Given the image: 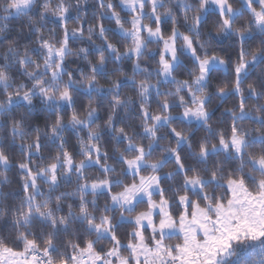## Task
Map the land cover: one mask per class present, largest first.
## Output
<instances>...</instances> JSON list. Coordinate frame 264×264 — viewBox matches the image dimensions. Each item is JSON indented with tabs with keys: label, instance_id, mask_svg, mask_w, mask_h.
<instances>
[{
	"label": "snow or ice",
	"instance_id": "6c2138e0",
	"mask_svg": "<svg viewBox=\"0 0 264 264\" xmlns=\"http://www.w3.org/2000/svg\"><path fill=\"white\" fill-rule=\"evenodd\" d=\"M120 2L136 17L149 3L153 14L157 10L156 0ZM97 6L103 8V0ZM185 7L199 9L194 16L197 35L213 22L230 33L225 42L215 43L212 37V48L202 50L192 35H178L167 25L157 28L160 17L145 25L122 10L99 24L101 32L106 26L131 29L134 46L124 51L128 59L121 65L134 62L125 78L144 74L135 85L112 81L115 104L124 102L118 93L126 89L134 88L142 99L130 121L116 128L122 147L114 161L103 143L107 137L97 139L90 130L92 113L86 123L75 108L54 111L53 101L74 104L79 93L73 95L71 84L60 90L56 83L63 75L66 47L54 50L52 41L40 40L50 61L49 83L38 87L49 105L43 130L55 143L13 129L12 136L22 141L34 135L31 146L21 144L25 159L11 158L9 153L18 150L7 142L0 147L5 179L19 176L22 181L20 197L0 203V264H264V0H244L240 16L233 0H191ZM32 9L33 0H9L6 11L27 16ZM55 11L61 23L53 32L70 45L71 7ZM204 12L207 20L201 18ZM87 30L81 22L80 34ZM146 36L155 42V56L149 55L153 49ZM105 43L120 60V46L107 36ZM152 64L154 72L149 71ZM121 65L113 63L109 71H123ZM100 79L110 86V77ZM214 83L218 95L209 101L201 93ZM94 86L95 78L88 84ZM220 97L226 98L219 114L210 115L209 105ZM18 98L19 92L8 93L7 105ZM24 99L32 103L28 95ZM14 112H0L5 126ZM136 116L142 137L133 128ZM50 120L57 126H49ZM213 120L218 126L213 127ZM65 123L76 129L84 124L89 131L72 142Z\"/></svg>",
	"mask_w": 264,
	"mask_h": 264
},
{
	"label": "clouds",
	"instance_id": "9594fccd",
	"mask_svg": "<svg viewBox=\"0 0 264 264\" xmlns=\"http://www.w3.org/2000/svg\"><path fill=\"white\" fill-rule=\"evenodd\" d=\"M103 2L104 7L101 8L97 6L99 0H33L31 13L27 16H19L6 11L9 7V0H0V112L12 113L15 110L14 114L8 117L9 123L7 126L4 124L3 115H0V147L7 142L16 148L18 150L16 153H9L11 158L18 161L25 159L22 155L24 148L21 144L31 146L35 142L34 135H29L23 141L18 136L13 137V129L39 135L45 144L55 143L43 130L45 113L49 112V105L38 93V87H43L50 80V75L46 71V65L50 61L46 56V49L40 46L42 38L52 41L54 50L58 47H66L67 54L63 58V75L61 80L56 83L60 90L71 84L74 89L73 95L76 96V93H79L74 104H68L66 101H59L58 99L53 101L57 105L54 111L62 113L67 109L70 112L75 108L82 112V119L86 123L87 113H92L90 130L97 134V139L101 136L107 137V141L103 143L107 144V151L114 161L119 155L117 148L122 147V141L116 128L124 126L130 121L134 115L136 105L140 104L142 99L137 95L134 88L126 89L124 92L118 93L124 98V102L118 105L115 104L112 100L114 92V86H111L112 81L120 79L122 86L135 85L143 79L144 74L137 72L135 78H125V73L131 76L134 70V62L127 66L121 65V61L128 59L123 54L124 51L134 46L130 42L131 29L127 28L126 30V26H106L104 32H101L98 30L101 20H111L113 19L112 13H119L121 10L123 13L132 15L135 20L142 19L145 25L151 24L158 16L160 17V23L156 25L157 28L167 25L170 31L178 35H192L197 43L202 45V50L212 48V37L215 38V43H224L226 37L230 35V33H223L213 22L207 23L202 32L197 35L194 16L199 9L197 7H185V5L191 3V0H156L157 10L155 14L152 13V5L149 3L140 17L134 16L120 0H103ZM146 3H148V0H146ZM241 4H244V0H233V6L237 9V16H240L244 11L240 7ZM65 6L71 7L70 19L72 22L68 24V30L73 33L72 43L67 46L63 45L62 36L53 32L54 26L61 23L60 12H54V8L62 10ZM4 17H8V19L5 20ZM201 18L207 20V12H204ZM81 22L88 24V30L84 35H81L79 31ZM113 33L123 39L115 40L112 36ZM105 36L112 40L114 45L120 46V60H116V53L107 48ZM146 39L149 41L147 47L153 49L149 55L155 56V42L149 36H146ZM188 54L190 55V53ZM145 62L149 63L147 60ZM113 63L121 65L123 71L115 69L109 71ZM93 67H95V71H92ZM220 68L224 75H227L226 66L220 65ZM56 71L57 75L60 76L59 68ZM149 71H155L154 64H152ZM82 73L83 75H81ZM100 77H110L108 80L110 86H104L105 80L100 79ZM93 78H95L98 86L89 88L88 84ZM74 79H78V83H72ZM36 81H41V83L37 85ZM163 82L161 81V83ZM167 82L174 83L171 79ZM152 83H155V81L153 80ZM49 87H51L50 84ZM216 87L215 83L211 87L205 86L201 95L206 96L211 101L214 94L218 95ZM153 91L155 92V88H153ZM17 92H19L20 98L14 99L9 107L6 103L8 93L15 96ZM26 95L32 101L31 104L24 99ZM48 95H52V92L50 91ZM225 98L220 97L219 101L209 105L210 115L219 114L221 103ZM156 99L159 100L160 97L157 96ZM129 100H134L135 103H129ZM38 104L44 105V107H39ZM38 113L44 116L42 122L32 119ZM228 114L224 112V115ZM173 118L182 119L180 116ZM48 123L49 126H57L55 121L50 120ZM200 124L202 125L203 122L201 121ZM212 124L213 127L218 126L215 120L212 121ZM64 127L72 133V142L78 141L82 134L89 131L84 124H81L79 129L72 127L71 123H65ZM133 128L140 129L137 133L139 137L145 135L141 128L139 116H136ZM37 129H40V131L37 132ZM161 138L163 139V137ZM153 147H158V145L153 144ZM33 155L39 157L40 153L34 152ZM21 182L19 176H9L5 179V173L0 171V203H3L9 197L14 200L19 198L21 194L18 185ZM44 190H47L46 185ZM3 222L4 217L0 215V224Z\"/></svg>",
	"mask_w": 264,
	"mask_h": 264
},
{
	"label": "trees",
	"instance_id": "16d2710c",
	"mask_svg": "<svg viewBox=\"0 0 264 264\" xmlns=\"http://www.w3.org/2000/svg\"><path fill=\"white\" fill-rule=\"evenodd\" d=\"M43 119H44L43 114L38 113L37 116H36V120H37L38 122H42Z\"/></svg>",
	"mask_w": 264,
	"mask_h": 264
}]
</instances>
